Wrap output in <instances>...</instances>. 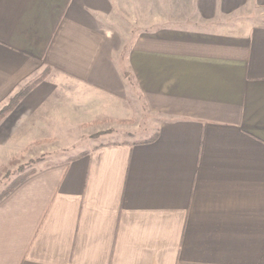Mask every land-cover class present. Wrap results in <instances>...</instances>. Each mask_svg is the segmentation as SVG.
<instances>
[{"label":"crops","instance_id":"0c3cea01","mask_svg":"<svg viewBox=\"0 0 264 264\" xmlns=\"http://www.w3.org/2000/svg\"><path fill=\"white\" fill-rule=\"evenodd\" d=\"M125 3L0 0V107L44 74L0 141L159 117L154 140L80 147L4 197L0 264H264V0H192L231 23L123 40Z\"/></svg>","mask_w":264,"mask_h":264},{"label":"rangeland","instance_id":"374dc122","mask_svg":"<svg viewBox=\"0 0 264 264\" xmlns=\"http://www.w3.org/2000/svg\"><path fill=\"white\" fill-rule=\"evenodd\" d=\"M140 1L138 0L137 3V1L133 0V8L130 9L127 8L129 6L128 3H125L124 11L118 15L117 25L121 27L118 29L123 32L120 39L121 37H123V40L127 39L126 35L129 29L136 33L141 28H155V25L162 22L165 24L164 26L206 30L218 29L225 23H231L230 19L202 18L193 10L190 3L192 0H148L150 4L148 8L145 7L143 9V15H141ZM255 17L264 19V11H258ZM151 19H159L160 21L149 27L140 25L142 21L150 22ZM4 105L0 107V110L3 109ZM139 108V106L134 104V110ZM5 115L0 117V121ZM158 121L159 117L156 115L151 116L146 112L138 114V112L134 111L133 118L130 120H116L107 123L110 127L106 130H92L86 132L84 136H78L75 139L68 137L4 139V141H0V193L17 177L21 175L29 176L39 170V168L64 161L73 156V152L79 150L80 147L87 149L97 142L106 141L135 142L146 140V138L148 139L155 134ZM0 140L2 139L0 138ZM69 144H74V147H70Z\"/></svg>","mask_w":264,"mask_h":264},{"label":"trees","instance_id":"16d2710c","mask_svg":"<svg viewBox=\"0 0 264 264\" xmlns=\"http://www.w3.org/2000/svg\"><path fill=\"white\" fill-rule=\"evenodd\" d=\"M44 74H40L36 79L29 81L24 86L21 87V89L14 94L12 97L9 98L8 102L3 106V109L0 110V117H2L4 114H7L9 111H11L16 103L37 83L43 78ZM157 137V133L146 139L145 141H151L154 140ZM28 176L27 175H21L17 177L15 180H13L9 186L4 189L0 193V201L6 197L16 186H18L21 182H23Z\"/></svg>","mask_w":264,"mask_h":264}]
</instances>
